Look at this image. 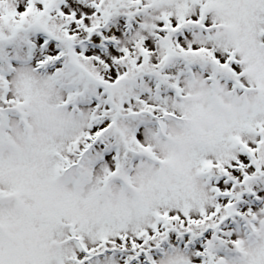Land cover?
I'll return each mask as SVG.
<instances>
[{"label":"snow or ice","instance_id":"snow-or-ice-1","mask_svg":"<svg viewBox=\"0 0 264 264\" xmlns=\"http://www.w3.org/2000/svg\"><path fill=\"white\" fill-rule=\"evenodd\" d=\"M0 264H264V0H0Z\"/></svg>","mask_w":264,"mask_h":264}]
</instances>
